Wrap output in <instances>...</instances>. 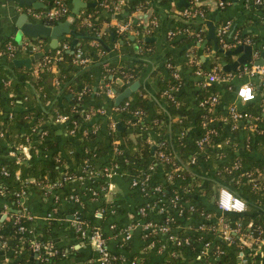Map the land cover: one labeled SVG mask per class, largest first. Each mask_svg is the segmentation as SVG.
Returning <instances> with one entry per match:
<instances>
[{"label": "crops", "instance_id": "crops-1", "mask_svg": "<svg viewBox=\"0 0 264 264\" xmlns=\"http://www.w3.org/2000/svg\"><path fill=\"white\" fill-rule=\"evenodd\" d=\"M81 1L96 3L98 0ZM110 1H114V5L110 3L107 10L102 11L103 14L107 13L109 19L101 21L96 32V36L100 37L102 43L108 47L105 48L101 43L100 45L104 47L102 50L97 47L98 41L90 39L89 44L94 45L97 52L89 57V62L84 66L69 64L73 68L72 77L84 69H90L97 80L100 66L109 62L119 65L122 63L129 68L136 67L138 73L124 84L123 89L137 80L138 86L134 90H143L142 93L147 98L148 107H152L156 111L162 108L164 113V131L162 130V133L151 130L150 127L139 130V132L143 133L151 144L161 137L171 144L173 138L181 135L184 127L186 131H192L193 124L192 121H189L188 124L183 125L182 131L180 128H172V123L178 118L171 117L166 108L167 100L162 94V89L167 83L164 84L163 80L169 78V83L171 82L172 69L178 73L180 79L178 93L181 94L182 101L187 103L193 113L197 108L196 91L200 86H204L202 83L204 77L196 74L195 69L199 68L203 72L211 70L217 72V67L221 68L220 61L213 56V39L206 37L207 25L205 22L209 21L213 25L215 40L217 27L227 23L224 34L226 42L233 41L235 36L247 37L251 42L241 41L222 49H232L237 44L244 43L251 46V51L250 58L245 63L238 65L235 70L224 71L219 79L210 82L211 93L216 95L213 111L217 114L216 120L222 131L218 134L221 143L213 149L225 153L226 158L241 154L247 162L262 157L263 154L248 143L246 136L243 135V130L245 128L247 131H251L252 124L256 121L259 125L264 123V86L261 84L264 73L258 70L248 73L243 71L242 67L252 65L253 61L260 57V53L264 52V0L259 3H255L254 0H221V5L219 0H200V2L203 1L200 3L204 6L203 15L191 14L186 17L188 21L194 23L195 30L204 31L203 39L197 41L198 49L189 42L182 41L184 32H175L177 28L175 20L181 19L179 11L187 7L191 0H165L164 2L143 0L144 7L142 9L132 6L133 0ZM66 6L69 11L72 1L66 0ZM26 7H19L11 0H0V63L4 66L3 75L0 76V114L4 116L3 119L10 117L11 113L14 114L30 107L25 103L26 100H29L32 104L31 107L37 111L46 112L55 98L60 100L64 91V86L59 87L57 80L48 77L46 78L47 84L49 87L52 86V93L44 103H37L38 99L40 100L38 87L41 86L35 83V77L42 71V68L46 67H40L39 58L35 62L33 60L42 53H47L49 49L54 51L59 43L55 47H50L48 45L49 38L41 36H22L20 41L14 39L13 25L17 17L25 13L27 20H34L27 15ZM82 7H79L78 12H81ZM152 18L157 21L155 26L150 25ZM126 19H130L134 25L133 29L126 31L129 38L122 42L111 40L113 36L108 28H112L116 21H125ZM198 24H200L199 27L196 26ZM104 29L108 33H105ZM169 31H172L173 34H169ZM26 40L33 43L36 46L35 49H31L30 46L20 47L21 42ZM8 42L18 50V53L12 57V61H6V57H2V50ZM185 48L187 51H183ZM242 53L243 50H239L235 54L229 55L226 62H230ZM192 57L196 60L195 63L193 62L194 68H192ZM262 58L264 61V57ZM167 61L171 63L172 68L166 65ZM30 64L32 65L31 76L24 77L23 69L19 67ZM261 66L264 67V65ZM48 68L51 73H56L58 70L57 65L53 62ZM16 80L23 81L24 88L29 89L28 96L16 94L8 88L9 84ZM246 82L253 86L255 95L248 101H241L235 90L240 84ZM117 92L114 90V96ZM31 96L34 100L31 99ZM67 97L68 95L65 94V98ZM113 98L109 99L113 101ZM251 102L260 104V114L252 113L247 109ZM231 105L238 111L250 113L254 118L248 121L237 119L236 126L232 127V119L229 117V106ZM103 109L105 117V114L110 113L114 107L109 104L108 100ZM45 116L43 120L37 119L34 125L37 132L44 134L51 131V138L58 143L68 139L77 144L80 138L77 134L68 132L66 122L55 120V117L49 115ZM34 117L35 115L27 118L24 126L34 124ZM134 135L135 133H132L131 130L128 132L129 137L132 138ZM96 136L106 138V123L99 126ZM70 138H74V140ZM118 141L121 139H114L113 143H118ZM14 151L9 138L0 137V161L15 158L12 153ZM123 153L124 157L116 158L112 163L107 154L100 156L95 160L91 172L86 173L82 179H71L57 186H41L34 183V178L30 177L28 179L30 183L27 185L24 195L18 199L15 198V200L7 201L5 193L0 190V264H101L99 253L95 250L93 239L90 237L93 229L99 231L106 249L109 252H119L124 257V263L127 264L130 261V254L139 251L145 243L140 237L142 221L147 217L152 220H158L159 217L155 214L141 217L137 213L138 206L146 199L142 197L137 188L130 184L133 171L148 163L150 157L148 156L140 165V161L134 162L132 158L128 157L127 146ZM104 167H106V171ZM215 167L211 166L209 172L215 170ZM15 173L17 174V171ZM203 174L210 176L201 172L202 176H204ZM153 176L162 180L160 170L156 171ZM260 177L264 178V174H261ZM178 182L175 181L172 185L176 186ZM1 185H3L2 180H0ZM197 185L202 186L203 182H198ZM196 191L198 190H195L192 195L198 197L196 199L199 203L203 202L209 211H218L214 207L212 195L209 198L206 197L207 200H203L205 196ZM70 195H72L71 198ZM8 210L20 211L25 215L24 218L28 223L25 225L26 229L23 233L19 234L16 230L13 232L12 225L14 223ZM77 223L80 225L81 231L77 229ZM127 225H130V239L123 242L119 229ZM10 238L14 239V242H9ZM26 238L28 244H25L24 239ZM33 238H40V241L43 239L44 243H50L58 250V258L56 260L53 258L54 261L39 259L37 257L39 253L36 254L29 246V240ZM124 244L130 249L126 250ZM155 255L154 252L151 255L152 263L159 259V256ZM197 259L194 255L191 259L187 258L184 263L201 264L203 260ZM254 262L255 264H264V246H260L256 250Z\"/></svg>", "mask_w": 264, "mask_h": 264}, {"label": "trees", "instance_id": "trees-1", "mask_svg": "<svg viewBox=\"0 0 264 264\" xmlns=\"http://www.w3.org/2000/svg\"><path fill=\"white\" fill-rule=\"evenodd\" d=\"M63 1L66 2V0ZM160 1L164 2L165 0ZM45 2L46 5L42 8H49L56 5L54 0H45ZM199 2L200 0L195 2L193 5L191 1L188 6H197L203 9L204 6ZM131 3L132 6H135L138 3L144 5L143 0H133ZM109 4L110 0H104L102 4H99L97 1L92 5L83 6L81 12H78V14L71 21L70 27L84 34L96 36L100 22L109 19L107 13H102L104 9L107 10V6ZM66 15H61L55 19H51L50 23L53 24L58 20H62ZM83 16H88V18L91 19L93 23L92 28L86 27L82 23L81 18ZM180 17V20H175L177 27H187L193 29L194 32L197 31V29L195 30L193 28L194 23L188 21L187 18L182 15H180ZM168 19L172 20L173 18ZM196 26L199 27L200 24ZM132 27H134L133 24ZM108 31L112 32L113 37L111 40L113 41L119 40L122 42L123 40H127L129 38L127 32L118 33L113 27L108 28ZM199 31L201 39H203L204 31ZM104 32L108 33L105 29ZM194 32L183 33L184 35L181 39L184 42H189L193 45V47L195 46V48L198 49L199 46H197ZM41 37L46 38V36ZM90 39L92 38L80 37L78 38V43L74 45L73 51H68V48L62 50L61 57L52 61L57 65L58 70L56 73H51L49 68H42V71H40L37 77H35V83L41 86L38 87V96L40 97V100L38 99L37 103H44V101L50 97V93H52V86H48L46 78H54L57 80V85H59V87L64 86V91L60 96V100L55 98L49 105V108L46 109V112L43 111L45 114L31 107L32 104L29 100H26L25 103L30 107L14 114L11 113L10 117H5L3 119L4 116L0 114V132L2 133L0 137L4 136L9 138L11 147L15 150V153L20 156L18 161L13 157L8 160L0 161V166H3L7 171L6 175L0 172V180L3 182L2 187L3 189L5 188L2 192L5 193V199L7 201L15 200L16 196L13 191H18L22 188L26 189L27 185L30 183V181H28L30 177L34 178V183L41 186H47L53 181H61L63 183L70 180L69 178L63 179L64 176L66 177L67 175L71 176L78 174L81 171L80 168L82 166L86 167V170H92L95 160L100 156L107 154L111 163L115 161L116 158L124 157L123 152L125 150V146L128 148V157L132 158L134 162L140 161V165L148 156H150V154L155 155L156 146L149 143L146 136L143 135V133H140L139 130H144L150 127L149 129L162 133L164 131V113L162 108L156 111L152 107H148L147 98L142 93L143 90H134L129 97H124L118 103L114 104L113 101L105 95L104 88L102 87L103 83L110 82L113 90L116 92L121 91L124 84L130 81L132 77L138 73L136 67L129 68L122 63L119 65L117 63L109 62L100 66V72L97 80L90 69H84L72 77L73 68H71L69 64H72L73 66H80L72 61L74 51L81 49L83 54L88 57H91L97 52L96 47L89 44ZM62 42H65L69 46L70 36H62L59 39V46ZM100 44L101 43L99 42L97 47H100L103 50L104 47L101 46L103 44ZM216 45L217 47H220L217 44V41ZM144 46H146L145 43ZM183 51H187L186 48ZM53 52L54 51L50 49L47 50V53L51 54ZM17 53L18 50L16 49L12 51L11 55H8L5 51L2 53V57H6V61H12V57ZM193 54L195 55V52ZM213 56L216 60L220 61L221 59H224L226 61L229 55H224L222 51L213 47ZM38 58L40 59L41 55L33 61H37ZM52 62L50 63L52 64ZM212 63L214 64L215 62ZM3 68V64L0 63L1 77L3 75ZM19 68L23 69L24 77L31 76V64L29 66H20ZM192 68H194V63ZM217 73L221 76L223 75L224 70L217 67ZM168 79L163 80L165 81L164 84L169 83ZM24 86L25 85H23L22 80H16L11 82L8 88L12 89V91L16 94L18 93L28 96L29 89H25L26 87L24 88ZM196 92L197 108L193 111V113L187 103L182 101L181 94H179L178 91L176 92V98L179 100L177 104L166 98V108L168 109L170 116L178 118L177 121L172 123V128H180L182 131L183 125L192 121L193 130L186 131L184 127L181 135L173 138L171 144H168L166 141V146L171 153L172 161L161 163L163 181L159 180L157 177L153 178L155 183L162 185V188H164L163 193L166 197H169L172 193L177 191V188H179L180 191L184 189L187 190L186 196L184 197L186 201H194L191 202L194 207L192 209H189L188 206L177 203L178 208L181 209L180 215H176L173 211L168 209V203L161 201L157 203L162 204L167 210L165 212L172 217L170 224L171 227L174 228L169 232L176 234L181 238L184 235H187L188 242L180 241L177 245L167 243V247L161 249L160 252L142 245L139 251L137 250L132 252L129 257V260H134L136 264H182V262L187 258L191 259L192 256L195 255L197 246L201 247L199 244L202 239L212 241L211 249L218 246V248L221 249V252L216 253L214 256L209 255L201 261V264H237V259L239 257L237 255V250L239 247L235 245L237 237L236 234L231 233L235 239L227 244L224 240L213 237L212 235L205 236L204 233L198 234L197 231H192L194 228H197V225L201 222L200 211L202 209L209 211L208 207H206L203 202H198L196 199L198 197H194L192 195L195 190H198L196 192H200L204 195L205 197H203V200H205L206 197L209 198L211 195L215 194V189H217L216 187L220 185L226 186L233 193L243 198L246 203V209L240 214L223 213V217L227 220L229 218H232L233 220H240L242 230L257 227L264 231V205L261 204L264 197V178H261L260 175L256 174L257 171H261L264 168V123H260L261 125H259L257 124L258 121L254 122L251 131H247L245 128L244 130L242 129L244 133L243 135L244 137L246 136L248 143L252 145L256 151L263 154L262 157L255 158L250 162H247L246 158L241 156V154L226 158L227 155L225 153L213 149L217 144L221 143V140L218 139V134L220 132L222 133L221 126L216 120L217 114L213 111V104L208 102H204L202 104L200 103L201 100L212 94L211 83L205 84L202 87L200 86ZM65 94L68 95L67 98H65ZM31 99L34 100L32 96ZM108 100L109 104L113 107H119L122 105L124 100H127L128 103L119 110L113 109L107 115L105 114L104 117V109L103 111L99 110L105 106V103ZM135 109H140L142 111L141 114L134 115ZM247 109L252 113H261L260 104L258 102H251L247 106ZM58 114L67 115L68 127L71 125L72 121L76 123L74 134H77L80 138L77 144H74L68 139L58 143L51 138V131H47L44 134L37 132V129L34 126L37 119L40 118L43 120L46 117L45 115H49L54 118ZM86 114H88L87 117H85ZM33 115H35V120L33 121L34 124L24 126L26 119ZM138 115L140 117H138ZM136 118L140 119L135 121ZM146 118L147 120H144ZM208 118L209 120L207 121ZM111 121L114 122V128L109 127V123ZM203 121H205V125H202ZM105 123L107 126V136L106 138H98L96 136L97 130L99 126H102L103 124L105 125ZM130 130L132 133H135L132 138L128 136V132ZM204 135L208 136L207 140L203 141L201 144H197V140ZM118 138H120L121 141L113 143V140ZM151 145H153L152 150ZM113 147H115V149ZM194 150L197 151L195 162L185 165V161H187L189 155ZM235 160L240 161L242 166L235 168L231 167L233 161ZM175 165L178 166V168L172 171ZM211 166L216 167L215 170L209 172ZM159 167L160 164L158 166H154V169L158 171ZM255 169H257V171L253 172L250 176H246L243 173L244 170L253 171ZM16 171L17 174L15 173ZM201 172H205V174H209L210 176L204 174V176H202ZM169 173L172 180H177L179 178H189V180L180 181L177 187L165 185L164 182L165 180L167 181L166 176ZM198 182H203V185H197ZM252 182H256L258 186L256 189L252 187ZM8 213L12 215L11 219L13 220V217L16 214H20V211L8 210ZM206 222L207 221H205V223ZM19 223L26 225L28 222L24 216L19 215L18 221L12 225L13 232L16 230V226ZM178 224L190 225L192 228L187 232H183V230L180 229L181 227H177L176 229L175 226ZM140 237L142 239L144 238L142 237L141 232ZM147 237L149 239H153V235L148 234ZM38 240L40 241V238ZM41 240V242L44 243L43 239ZM24 241L25 244H28L27 238L24 239ZM9 242H14V239L10 238ZM126 244H124V247L126 250H129L130 247ZM242 248L245 249L244 253L246 254L250 252L253 255V252H255L254 246L243 245L241 249ZM55 250L56 251L53 254L47 255L45 260H56L59 253L57 249ZM153 252L156 254L155 256H159V259L152 263L150 258ZM108 253V264H121V259L123 260L124 257L119 252L108 251ZM254 257L255 255H253V259ZM251 264H255V262L253 261Z\"/></svg>", "mask_w": 264, "mask_h": 264}, {"label": "built area", "instance_id": "built-area-1", "mask_svg": "<svg viewBox=\"0 0 264 264\" xmlns=\"http://www.w3.org/2000/svg\"><path fill=\"white\" fill-rule=\"evenodd\" d=\"M192 4L194 5L195 2L198 0H191ZM99 4H102L104 0H98ZM255 3L261 2V0H254ZM54 3L56 4L55 6H51L49 8H30L26 7V13L28 16H30L32 19L40 21L44 24L51 25L50 20L55 19L58 16L61 15H66L68 13V9L66 6V2L63 0H54ZM111 4L114 5V1H110ZM222 1L219 0V4L221 5ZM136 8L142 9L144 7L143 4L138 3L135 5ZM179 14L185 17H188L191 14H197L202 16L203 15V9L199 8L197 6H187L179 11ZM82 23L86 27L92 28L93 24L91 22V19L88 18V16H83L81 18ZM157 24V21L155 18H152L150 20V25L155 26ZM227 23H223L219 27H217L215 34H216V41L217 44L221 48H228L231 45L245 41L247 43H250L249 38H240L238 36L234 37V40L231 42H226L224 39V34L227 29ZM114 29L118 32H126L128 30L133 29L132 28V22L130 19H126L125 21H116L115 24L113 25ZM200 29H197V31H193V29L187 28V27H177L175 29V32H184V33H193L196 37V41H201V35H200ZM169 34H173L172 31H169ZM29 47L31 49H35V45L28 40L21 42L20 47ZM68 48V45L65 42H62L60 46H58L53 53H42L41 58L39 59V65L40 67H50L51 63L53 60H57L61 57V52L62 50H65ZM15 46L12 43H7L5 45V48L3 53L6 51L8 55L12 54V51H14ZM72 61L80 66H84L89 62V57L87 55H84L81 49H77L74 51ZM192 62H196L193 57L191 58ZM166 65L170 68H172V65L169 61L166 62ZM242 70L248 73H252L253 71H260L264 73V67L261 65L257 64H252V65H244L242 67ZM195 73L202 75L204 77V80L202 83L208 84L210 82H214L217 79L220 78V75L215 71H207L203 72L201 69L197 68L195 69ZM56 81V80H55ZM261 84L264 86V78L261 81ZM179 85H180V79L178 78V73L172 69L171 70V82L167 84L166 86L163 87L162 89V94L165 98L170 99L173 101L175 104L179 102V100L176 98V92L179 90ZM102 87L104 88V93L107 97L112 98L114 97V90L111 87L110 82H105L103 83ZM235 93L237 97L241 101H248L252 98H254L255 92L253 89V86L246 82L240 84L236 90ZM216 101V95L213 93L209 97H205L203 100L200 101V103L208 102L210 104H213ZM127 100H124L122 105L119 107L114 106L115 110H119L123 108L124 106L127 105ZM264 105V102H263ZM99 111H103L100 109ZM140 109H135L134 110V115L141 114ZM88 114L85 115L87 117ZM138 117H140L138 115ZM229 117L232 119V127H235L236 120L237 119H245L246 121L253 119V115L246 111H238L235 109L233 105L229 106ZM55 120H60L64 121L67 123V115L64 114H58L54 118ZM140 118H136L135 121H138ZM209 118L207 119V121ZM202 125H205V121L202 122ZM251 125V124H250ZM253 126V124H252ZM75 127L76 123L74 121L71 122V125L67 127V130L69 133H75ZM109 127L114 128V122L111 121L109 123ZM2 133L0 132V135ZM208 136L204 135L203 137L199 138L197 140V144H201L203 141L207 140ZM154 146H156V152L154 154H150V159L149 162L142 165L138 170L133 171L130 177V184L132 187L137 188L140 193L142 194V197L146 199L144 203H141L138 206L137 213L141 217H145L148 214H155L159 217L158 220H152L150 218L147 219L145 218L144 221L141 223V234L142 237H144L142 240L145 242L143 245H145L147 248L156 250L157 252H160L161 249H164L167 247V243H170L171 245L174 244H179L180 241L183 242H188V236L184 235L182 238L179 237L176 234L170 233L169 231L172 230L174 227H171L170 221L172 220V217L168 215L165 211V207L162 204H157L159 201L168 203L167 207L171 211H173L176 215H180L181 209L178 208L177 203L183 204L184 206H188L189 209L194 208L192 203L189 201H186L184 198L186 196V189L184 190H179L177 188L176 192L172 193L169 197H166L163 193L164 188H162L161 184L155 183L153 178V174L156 172L154 169V166H158L160 164L159 170L162 173V164L163 162H170L172 161V156L169 151V149L166 146V140L164 138H158L152 143ZM169 144V143H168ZM115 149V147H113ZM15 156V159L18 161L20 159V156L14 152H12ZM197 157V151H193L187 161H185V165L188 163L195 162V159ZM242 166L240 164V161L235 160L232 163L233 168ZM244 167V166H243ZM178 166H174L172 171L174 169H177ZM81 171L78 174L75 175H67L66 177L64 176L63 179L69 178L71 179H82V177L86 174L91 172V170H86V167L82 166ZM104 170L106 171V167H104ZM257 171V169L251 171V170H244L243 173L246 176H250L253 172ZM0 172L2 174H7L6 169L3 166H0ZM140 172V173H139ZM257 175L264 174V168L261 171L256 172ZM167 181L165 180V185L168 186H174L172 185L175 181H188L189 178H179L177 180H172L170 173L166 176ZM163 181V178H162ZM178 182V183H179ZM62 182L58 181H53L52 183L50 182L48 184L49 187L57 186L60 185ZM164 185V187H165ZM178 185V184H177ZM176 185V187H177ZM0 190H3L2 185L0 186ZM175 187V186H174ZM252 187L256 189L257 184L256 182H252ZM14 195L16 196V199L19 197H22L25 193V189H20L18 191H13ZM72 195H70V198ZM156 200V201H155ZM212 201L214 204L215 209L218 211H205L202 209L200 211L201 218H200V223L197 225V228H194L192 231L195 232L197 231L198 234H203L205 236H213L219 239H222L225 241V243H230L235 239L231 233H234L237 235L236 237V244L239 249L237 250V255L239 256L237 259V264H251L254 259L253 255H255L256 250L260 246H264V231L261 228H248L247 230H242V224L240 220H233L232 218H229L228 220L223 217V213H232V214H240L243 213L244 210L246 209V203L237 194L233 193L229 188H227L224 185H220L217 187L215 194L212 195ZM261 204L264 205V197H263V202ZM50 214V213H49ZM19 215H23L21 212L20 214H16L13 217V222H17ZM205 221H207L205 223ZM187 224V223H186ZM182 225L178 224L176 227H181L180 229L183 230V232L189 231L192 227L190 225ZM130 225H127L125 227H121L119 230L121 232V239L122 241L126 242L130 239ZM26 229L24 224L19 223L16 226V231L20 234L23 233L24 230ZM77 229L81 231L80 225L77 223ZM207 231V232H206ZM209 231V232H208ZM153 235V239H149L147 236ZM90 237L93 239L94 242V247L95 250L98 251L99 253V259L101 264H108V258H109V253L108 250L105 247L104 240L101 237L99 231L97 229H93L91 232ZM205 238V237H204ZM182 239V240H181ZM212 241L210 240H204L202 239L200 241L199 246H197V250L195 252V256L200 259L204 260V258L208 257L209 255L214 256L216 253L221 252V249L218 248V246H215L214 249H211ZM243 245L246 246H254L255 247V252L252 253L248 252L247 254L244 253L245 249L241 247ZM29 246L31 250L35 251L36 254L39 253L37 257L39 259H45L47 255L53 254L56 250L53 248V246L49 243H43L39 241L37 238H33L32 240H29ZM44 253V254H43ZM246 254V255H245ZM121 264H126L124 263V259H121ZM127 264H136L134 260L128 261ZM182 264H185L184 261Z\"/></svg>", "mask_w": 264, "mask_h": 264}, {"label": "water", "instance_id": "water-1", "mask_svg": "<svg viewBox=\"0 0 264 264\" xmlns=\"http://www.w3.org/2000/svg\"><path fill=\"white\" fill-rule=\"evenodd\" d=\"M11 1H14L16 5L19 7L27 6L30 8L37 9L45 6V0H11ZM71 1H72V6L70 7L65 18L62 20H58L51 25H47L36 20H27L25 13H23L21 16L17 17V20L14 22L13 25L14 39L16 41H20L22 36H28V37L46 36L49 38L48 45L50 47H55L56 45H58L59 39L62 36L69 35L70 43L67 49L68 51H73L74 45L78 43V38L80 37L92 38L102 43L100 37L95 35H87L70 27L71 21L78 14L79 7L92 5L94 1H88V2L85 1L83 2L81 0H71ZM199 3H203V1ZM215 5H216V1H215ZM205 23L207 25L206 37L208 38L211 37L213 39L214 48L218 49L219 51H222L224 55H233L237 51L243 50V53L241 55L234 58L230 62H226L224 59H221L220 65L222 70L224 71L235 70L238 65L245 63L246 60L250 58L251 46L248 44L239 43L234 48L226 49V50H223L221 47H217L215 36L213 33L214 27L209 21H206ZM102 44L105 48L108 47L104 43ZM262 57H264V52H261L260 57L255 59L253 63L259 66L264 65V61ZM137 86H138V81L135 80L131 82L128 86H126L124 89H122L120 92H117L113 98L114 104L118 103L124 97H129L131 91L136 89ZM70 139L74 140V138H70ZM152 148L153 145H151V150Z\"/></svg>", "mask_w": 264, "mask_h": 264}]
</instances>
